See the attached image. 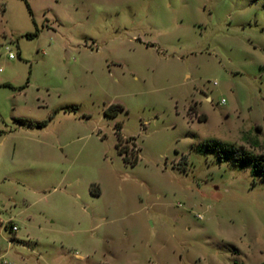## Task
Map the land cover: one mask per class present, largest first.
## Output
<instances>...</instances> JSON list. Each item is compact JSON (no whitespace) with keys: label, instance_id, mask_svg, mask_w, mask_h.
<instances>
[{"label":"rangeland","instance_id":"rangeland-1","mask_svg":"<svg viewBox=\"0 0 264 264\" xmlns=\"http://www.w3.org/2000/svg\"><path fill=\"white\" fill-rule=\"evenodd\" d=\"M213 141L264 155V0H0V264L263 263Z\"/></svg>","mask_w":264,"mask_h":264},{"label":"trees","instance_id":"trees-1","mask_svg":"<svg viewBox=\"0 0 264 264\" xmlns=\"http://www.w3.org/2000/svg\"><path fill=\"white\" fill-rule=\"evenodd\" d=\"M27 37H35L36 35H26ZM114 109L115 111L122 110V107L119 105H111L110 110ZM207 147L214 148V150L219 151V158L221 161L231 159V162L238 167L244 169L249 168L251 175L254 177H259L264 182V155L262 154H252V153H236L237 151L234 148L227 147L225 145H220L218 142H212L211 145ZM119 153L123 152L119 150ZM137 159V158H136ZM135 159V160H136ZM260 264H264L260 263Z\"/></svg>","mask_w":264,"mask_h":264},{"label":"built area","instance_id":"built-area-1","mask_svg":"<svg viewBox=\"0 0 264 264\" xmlns=\"http://www.w3.org/2000/svg\"><path fill=\"white\" fill-rule=\"evenodd\" d=\"M9 58H13V56L10 54V55H9ZM11 230H12L13 232L17 231L16 226H15V225H11Z\"/></svg>","mask_w":264,"mask_h":264}]
</instances>
